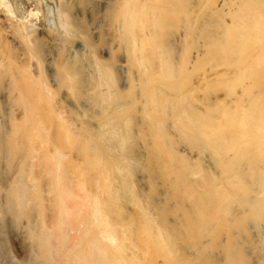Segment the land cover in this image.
Returning a JSON list of instances; mask_svg holds the SVG:
<instances>
[{"label":"bare ground","instance_id":"bare-ground-1","mask_svg":"<svg viewBox=\"0 0 264 264\" xmlns=\"http://www.w3.org/2000/svg\"><path fill=\"white\" fill-rule=\"evenodd\" d=\"M75 1L0 0V264H264V0Z\"/></svg>","mask_w":264,"mask_h":264},{"label":"rangeland","instance_id":"rangeland-1","mask_svg":"<svg viewBox=\"0 0 264 264\" xmlns=\"http://www.w3.org/2000/svg\"><path fill=\"white\" fill-rule=\"evenodd\" d=\"M77 1L75 0H70V3L71 5H74L76 4ZM113 0H95L94 4L92 3V6L93 8H91V14L89 12V15L87 17V21H85V27L84 29H88L89 30V33L91 32L92 33V37L96 40V38H98V35H96L94 32V30H97V29H100V31H104L105 29L103 28H106L109 29L110 25L109 24V15H108V12H107V8L112 4ZM52 5V4H51ZM96 5V6H95ZM53 6V5H52ZM95 8V9H94ZM98 9V10H97ZM93 14V15H92ZM40 15V12L39 14ZM104 16V17H103ZM107 16V17H106ZM35 17V16H34ZM49 18L50 20H53L54 23L56 22L57 18L55 17V14H54V9L52 10V12L49 14ZM39 21V20H37ZM103 21V22H102ZM90 25H89V23ZM105 22V23H104ZM107 23V24H106ZM95 24V25H94ZM101 25V26H100ZM96 36V37H95ZM107 38H109V34L106 35ZM108 42V43H106ZM106 42L104 43L105 46H102L104 49H108V44L110 42V40H107L106 39ZM111 44V42H110ZM109 44V45H110ZM100 46V47H101ZM105 57H109V55L107 54H104ZM121 72V71H120ZM123 76L120 75V78H122ZM205 92L206 94L210 97V98H216V96H218L219 98H223L225 97L226 95V90L221 88V87H206L205 88ZM227 96V95H226ZM228 98H230V96H227ZM139 148H137L136 150H138ZM139 151V152H138ZM137 153H140V150H138ZM71 156L77 160V161H80V157L78 155L74 153L71 154ZM14 175V174H13ZM78 192V190H76ZM164 191V188L161 187L160 188V193H163ZM81 193V192H80ZM127 207H128V210L131 211L132 210V205L129 203L127 204ZM255 232L257 231L256 229H254ZM258 236L255 235V239L253 241H251L253 243L254 246H257L259 244V240H258ZM257 243V244H256ZM14 249H15V252L17 254L18 257H24V253L21 252L22 249H23V246H22V243L20 242V240L18 238L14 239ZM213 252V254H212ZM212 254V258H215V259H212V264L214 262H219L220 264H225V260H224V254H222L223 252H220L218 250H215V249H212V251L210 252ZM218 253V254H217ZM216 256V257H215ZM221 260V261H220ZM163 261V259L161 257H155L153 258V260L150 261V264H161V262ZM214 261V262H213Z\"/></svg>","mask_w":264,"mask_h":264}]
</instances>
